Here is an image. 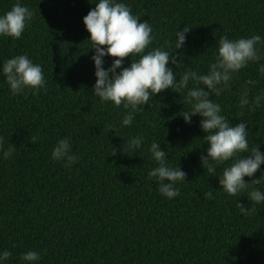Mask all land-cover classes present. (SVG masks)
<instances>
[{
    "label": "trees",
    "instance_id": "1",
    "mask_svg": "<svg viewBox=\"0 0 264 264\" xmlns=\"http://www.w3.org/2000/svg\"><path fill=\"white\" fill-rule=\"evenodd\" d=\"M20 2L33 11V20L21 38H0V60L28 55L41 66L46 87L13 96L0 76V136L16 146L11 158L0 160V250L12 252L8 264H21L28 250L41 254L38 264H264V204L243 218L218 177L205 172L199 157L208 145H198L206 133L198 115L191 124L176 115L184 107L179 93L157 94L131 127L120 128L123 109L101 104L90 92L94 50L83 17L95 0ZM125 2L153 26L157 45L178 26L192 27L179 51L183 63L197 70L213 58L216 36H264V0ZM14 3L0 0V14ZM104 59L107 68L114 58ZM130 63L126 58L124 66ZM255 75L252 65L242 78ZM233 99L219 98L229 117L237 111ZM242 118L249 120L251 138L264 136V108ZM137 134L146 136L145 144L124 153L128 138ZM64 137L79 156L70 168L50 158L52 146ZM152 140H161L169 163L186 173L171 200L146 178L155 166L147 151ZM260 148L264 151V143ZM209 190L215 198L205 200ZM238 201L252 206L246 196Z\"/></svg>",
    "mask_w": 264,
    "mask_h": 264
},
{
    "label": "clouds",
    "instance_id": "2",
    "mask_svg": "<svg viewBox=\"0 0 264 264\" xmlns=\"http://www.w3.org/2000/svg\"><path fill=\"white\" fill-rule=\"evenodd\" d=\"M90 3L93 2L90 0ZM93 4L95 7L83 17L90 33L87 38L91 43L89 49L94 50L91 59L96 79L90 90L92 95L101 104L122 108L119 127L126 128L133 125L136 114L144 110L146 104L151 107L150 101L157 94L169 89L179 93L184 107L176 115L186 124H191L192 118L198 115L199 126L206 133L202 137L204 142L198 145H208L199 157L201 166L209 176L218 177L224 194L235 198L239 214L243 218L250 216L253 206L264 204V170L261 169L264 151L260 148L264 136L251 138L249 120L242 117L264 108V86H261L264 81V36L256 33L234 38L216 36L213 58L203 70H197L190 67V63H183V54L179 51L186 46L192 28L188 24L185 23L183 28L178 26L174 36L163 45H157L153 26L148 20L141 22V16L133 14L125 0H95ZM33 16L32 10L16 0L9 10L0 14V38H21ZM106 56L114 58L107 68L104 67ZM129 57L131 63L124 66ZM252 65H255L256 75L242 78ZM0 76L13 96L26 90L35 93L46 87L41 66L26 54L0 60ZM225 95L234 97L232 106L237 111L232 117L225 114L219 101ZM234 118L236 123L232 122ZM108 127L116 132L115 125ZM38 139V134L31 136L32 143ZM161 140H152L147 147L155 166L147 171L146 178L156 183L162 197L171 200L179 195V185L187 179L180 165L174 167L169 163V151L161 147ZM145 141L144 134L130 136L122 151L128 155L136 153ZM15 150V145L0 136V160L11 158ZM50 158L66 168L79 160L72 151L70 137L56 141ZM219 169L222 171L217 175ZM258 171L260 175L256 177ZM245 177L249 179L245 180ZM240 196H246L252 206L238 201ZM203 198L214 199V193L211 190L203 192ZM10 257V250H0V264H8ZM19 259L21 264H38L41 254L28 250Z\"/></svg>",
    "mask_w": 264,
    "mask_h": 264
}]
</instances>
